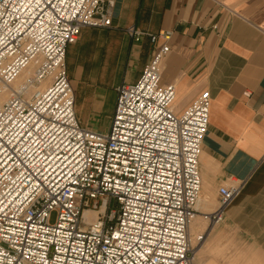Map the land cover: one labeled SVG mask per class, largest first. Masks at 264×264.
Here are the masks:
<instances>
[{
	"label": "built area",
	"instance_id": "built-area-1",
	"mask_svg": "<svg viewBox=\"0 0 264 264\" xmlns=\"http://www.w3.org/2000/svg\"><path fill=\"white\" fill-rule=\"evenodd\" d=\"M114 5L0 0V264H194L192 219L207 221L202 244L239 194L232 181L211 212L196 209L210 96L179 110L161 84L170 32L126 28L148 38V63L117 89L107 133L77 121L66 50L82 29L109 28Z\"/></svg>",
	"mask_w": 264,
	"mask_h": 264
},
{
	"label": "crops",
	"instance_id": "crops-1",
	"mask_svg": "<svg viewBox=\"0 0 264 264\" xmlns=\"http://www.w3.org/2000/svg\"><path fill=\"white\" fill-rule=\"evenodd\" d=\"M129 27L171 33L161 84L175 85L177 109L209 92L199 212L206 200L205 213L217 206L220 186L240 184L213 230L233 235L231 264H264V0H115L111 26L82 29L65 55L77 121L100 134L117 89L134 83L151 56L148 38L134 42Z\"/></svg>",
	"mask_w": 264,
	"mask_h": 264
},
{
	"label": "rangeland",
	"instance_id": "rangeland-1",
	"mask_svg": "<svg viewBox=\"0 0 264 264\" xmlns=\"http://www.w3.org/2000/svg\"><path fill=\"white\" fill-rule=\"evenodd\" d=\"M206 206L205 210L201 212L210 211L209 201L203 202ZM114 206V205H113ZM199 219L196 218L197 223L189 225V235L191 238V245L194 247V264H231L233 260V235L223 233L221 228L211 230L210 235L202 244L196 243V237L198 234L204 232L207 228V221L200 215ZM55 220V214H51L50 221L53 223Z\"/></svg>",
	"mask_w": 264,
	"mask_h": 264
},
{
	"label": "bare ground",
	"instance_id": "bare-ground-1",
	"mask_svg": "<svg viewBox=\"0 0 264 264\" xmlns=\"http://www.w3.org/2000/svg\"><path fill=\"white\" fill-rule=\"evenodd\" d=\"M196 209L197 210H200V202L198 203V205L196 206ZM103 208L100 210L102 212ZM197 216H194V218L192 219L191 223L194 221V219L196 218ZM84 218L86 220L87 223H93L96 221L97 219V212H94V211H85L84 212Z\"/></svg>",
	"mask_w": 264,
	"mask_h": 264
}]
</instances>
